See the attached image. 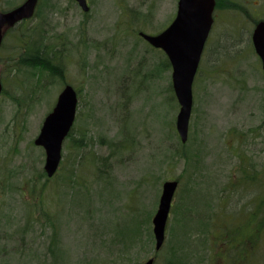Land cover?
I'll list each match as a JSON object with an SVG mask.
<instances>
[{
	"label": "rangeland",
	"instance_id": "374dc122",
	"mask_svg": "<svg viewBox=\"0 0 264 264\" xmlns=\"http://www.w3.org/2000/svg\"><path fill=\"white\" fill-rule=\"evenodd\" d=\"M86 1L87 12L76 0H39L32 19L4 32L0 264H167L175 241L192 264H264V232L247 222L257 208L264 231V73L251 41L264 0H215L185 143L166 55L139 35L167 28L178 0ZM24 2L0 0V12ZM66 85L77 113L48 178L34 141ZM166 181L178 187L156 251ZM183 200L192 228L174 239ZM217 223L243 228L233 263L212 249Z\"/></svg>",
	"mask_w": 264,
	"mask_h": 264
},
{
	"label": "water",
	"instance_id": "95a60500",
	"mask_svg": "<svg viewBox=\"0 0 264 264\" xmlns=\"http://www.w3.org/2000/svg\"><path fill=\"white\" fill-rule=\"evenodd\" d=\"M76 1L84 12L89 10L86 0ZM37 3L38 0H25L13 10L0 12V46L5 30L31 19ZM214 7L215 0H178L175 18L166 29L157 35L139 34L152 47L162 50L170 63L172 88L179 104L176 131L182 143L188 139L193 107L192 87L213 24ZM252 43L264 72V20L255 25ZM1 91L0 82V94ZM76 110V92L67 85L59 94L52 111L45 117L34 141L45 152L43 169L48 178L53 177L59 167L63 142L74 123ZM177 187L178 183L175 181H166L162 185L158 207L152 218L156 251L161 249L165 241L166 226ZM141 264H154V260L149 259Z\"/></svg>",
	"mask_w": 264,
	"mask_h": 264
},
{
	"label": "trees",
	"instance_id": "16d2710c",
	"mask_svg": "<svg viewBox=\"0 0 264 264\" xmlns=\"http://www.w3.org/2000/svg\"><path fill=\"white\" fill-rule=\"evenodd\" d=\"M37 54L35 53V56L32 55V57L29 59V61H32V64L40 62ZM249 178L251 181L254 180L253 177H249ZM195 191H198V190L195 189ZM263 203H264V198L261 199V204H263ZM191 206L193 207V204H191ZM192 207H187L184 200L182 201V205L180 206V209H181L180 214L182 215V217L178 218V220L175 221L176 224L173 225L172 233L170 232L171 236L174 239H177L178 236H180L181 238H184L186 233L184 234L183 231L186 232V230L189 231V229L192 228L191 223L193 222V219H191L189 214H188V212L191 211L190 209ZM256 210H257V208H254V211L250 212V218L247 220V222H249L248 226L255 224V228L253 230H256V232L258 233V236H259V234L263 233L264 231L261 230L262 229L261 226H263V225H262V222H260L261 218L258 219L259 216H258V213L256 212ZM190 214H191V212H190ZM192 218H195V217L192 216ZM189 222H190V224H189ZM218 222H221V221H218ZM200 225H202V224H200ZM197 227H199V225H197L195 228H197ZM221 227H222V225L220 223L219 224L217 223L214 225L213 230L215 231V233H212V234L216 235L217 238L214 241V243H212V249L218 248V250L220 252V256L217 257L218 261L223 262L226 259H228V260H231L230 262L233 263L234 260L235 261L237 260L234 257L233 251H234V248H237L236 245H238V243H239L238 241H240V239H241V238H238V240H237V236L241 235L243 228H241L237 225L230 226L227 229H224L223 227L222 228ZM174 231H176V232H174ZM178 232L183 233V234L175 236V233H178ZM151 238H153V236H151ZM56 243H58V240L55 241V244ZM175 243L177 245H179L180 247L178 250L172 249L171 259L169 260V262L167 264H192L189 262V260H187L189 257H186V256H189V254L183 252V249H184L183 245L181 246L179 241H175ZM240 247L242 250V248H243L242 245ZM174 249H176V248H174ZM241 253L243 254L245 252H241Z\"/></svg>",
	"mask_w": 264,
	"mask_h": 264
},
{
	"label": "flooded vegetation",
	"instance_id": "af4514ba",
	"mask_svg": "<svg viewBox=\"0 0 264 264\" xmlns=\"http://www.w3.org/2000/svg\"><path fill=\"white\" fill-rule=\"evenodd\" d=\"M251 41H252V38H251ZM261 62V61H260Z\"/></svg>",
	"mask_w": 264,
	"mask_h": 264
}]
</instances>
